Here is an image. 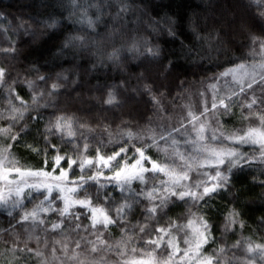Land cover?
Returning a JSON list of instances; mask_svg holds the SVG:
<instances>
[{
  "label": "snow or ice",
  "instance_id": "obj_1",
  "mask_svg": "<svg viewBox=\"0 0 264 264\" xmlns=\"http://www.w3.org/2000/svg\"><path fill=\"white\" fill-rule=\"evenodd\" d=\"M112 3L117 8L113 20L122 19L130 10L128 0H112ZM62 6L68 11L65 19L83 25L84 28L76 31L85 34L66 35L58 50L63 53L96 46L97 42L89 38L87 32L95 33L101 17L109 14L107 0H68ZM244 7L253 11L254 18L264 21V0H248ZM35 22L48 30L59 24L52 15ZM164 25L157 24L156 27L175 38V22L165 18ZM28 31L24 28L25 34ZM261 31L264 32V23ZM31 34L35 36L34 32ZM109 38H115L114 34L109 33ZM195 39H201L198 33ZM249 46L250 62L248 58L244 62H230L231 66L210 78L205 89L211 94L210 100L205 92L199 93L202 107L198 113L185 106L186 115L176 127L121 132V137L140 144L139 147L132 146V154L123 144L110 154L102 153L101 148L106 145L93 135V145L99 146L94 147V155H88L90 145L84 123L77 120L74 126L73 117L55 114L42 134L44 148L24 143L21 133L26 130V125L20 121L24 119L28 105L19 95H13L12 84H26L33 90L31 100L36 107H53L40 104V100L45 95L59 94L61 85L49 84L50 76L38 75L37 79L47 89L45 93L31 81L14 79L10 72L6 80L7 70L0 66V94L4 89L9 90V108L0 112V120L6 122L0 127V209L11 217V230L0 228V235L7 233L11 238L10 243L5 239L7 251L13 255L8 264H255L256 259L264 261V243L246 241L247 246L242 247L238 241L227 250L213 247L206 252L205 245L212 237L211 227L203 216L197 217L193 213L186 223L179 225L166 219L169 204L184 201L203 207L214 194L234 191L231 184L234 170L251 167L254 163L264 165V96H257V92L264 91V37L250 36ZM145 48L153 59L160 58L159 47L148 46L145 41ZM203 48V44L188 46L181 42L183 54L189 60L199 59ZM128 50H138L134 40ZM118 52L113 51L108 59L117 61ZM0 54L5 59L19 58L15 42H10L9 47H0ZM175 67L173 62H168V69ZM32 71L39 73V68L34 67ZM57 80L66 81L67 76L58 75ZM182 84L183 81L178 80V86ZM254 85L258 87L254 88ZM144 91L150 93L147 86ZM241 96L245 99L240 100ZM12 100L19 101V107ZM151 101L160 109L155 95L151 96ZM105 103L115 105L116 96L109 92ZM237 103L241 109L248 110L242 113L244 118L254 116L257 125L225 134L220 117L232 114ZM210 113L215 127L209 123ZM38 118L42 119L37 115L29 117L31 120ZM17 127L19 131H14ZM50 137L58 138L67 146L64 154ZM113 142L109 137L108 143ZM5 143L7 146H2ZM13 143L23 144L30 151L45 156L43 166L39 169L21 166L11 151ZM241 145H251L254 151L249 155L240 150ZM68 148L75 155L69 154ZM48 149L53 153L51 168L48 167ZM149 149L155 150L157 158L148 154ZM13 175L15 178H10ZM134 183L137 187H133ZM260 183L264 186V181ZM113 189L119 197L112 195ZM142 201H147L148 206L145 207ZM29 204L31 208L27 207ZM138 208L143 211L142 218L132 224L128 217ZM53 213L55 217L50 219ZM238 215L235 210L229 212L227 229L237 223ZM161 222H164L163 226H159ZM240 227H243L242 223ZM113 228L122 234L121 239L109 242L105 234L111 235ZM181 233L183 236L178 239ZM21 234L25 239H20ZM41 244L48 250L47 255L40 248ZM232 249H240L249 255L241 261Z\"/></svg>",
  "mask_w": 264,
  "mask_h": 264
},
{
  "label": "trees",
  "instance_id": "obj_2",
  "mask_svg": "<svg viewBox=\"0 0 264 264\" xmlns=\"http://www.w3.org/2000/svg\"><path fill=\"white\" fill-rule=\"evenodd\" d=\"M107 2L109 14L101 17L95 33L87 32L88 37L97 42L96 46L89 45L87 49L61 53L58 49L66 35L85 34L76 31L84 28L83 25L65 19L68 11L62 5H66L68 0H0V47H9L10 42H15L19 56L18 59L11 60L0 54V66L7 70L5 79L7 80L10 72L14 79L31 81L45 93L47 89L37 79L38 75L52 77L49 84L61 85L59 94L51 97L45 95L40 100V104L53 107H36L31 100L33 90L28 89L26 84H12L13 95H19L28 105L24 119L20 121V124L26 125V130L21 133L24 143L44 148L42 134L47 122L55 114L73 117L74 126L77 120L84 123L90 145L88 155H94V147L99 146L93 145V135L98 136L106 145L101 148L102 153L110 154L123 144L129 149V154H132V146L139 147L140 144L121 137V132L137 133L148 127L157 131L161 127H176L186 115L185 106L198 113L202 107L199 93L205 92L210 100L211 94L205 91L210 78L218 76L226 67L231 66L230 62H244L248 58L251 51L250 36L264 37V32L261 31L264 21L254 18L253 11L244 7L248 0H128L130 10L120 20H113L117 8L112 0ZM50 15L59 21L55 29H44L35 22L47 19ZM165 18L175 22V38L156 27L157 24L165 27ZM233 20L236 23L230 24ZM21 25L29 29L28 34H25ZM33 32L35 36L31 34ZM109 33H113L115 38H109ZM196 33L201 39H195ZM133 40L138 50L130 51L128 49L132 47ZM145 41L148 46L161 49L158 60L146 52ZM181 42L188 46L203 44L201 57L189 60L183 54ZM116 50H119V59L115 62L109 60V54ZM169 61L176 65L174 69L167 68ZM34 67L39 68V73L32 71ZM58 75L67 76V80H57ZM178 80L183 81V84L178 86ZM145 86L150 89V93L144 91ZM256 87L258 86L254 85ZM109 92L116 96L115 105L105 103ZM221 94H224L223 89ZM8 95V89L0 94V112L9 108ZM152 95L159 101L160 109L151 101ZM257 96H264V91L257 92ZM244 99V96L240 97V100ZM12 103L19 107V101L12 100ZM247 112V109H241L237 103L232 114L220 117L222 131L230 134L256 126L254 116L244 118L242 113ZM31 115L42 119L31 120ZM5 123L0 120V127ZM209 123L215 127L211 113ZM14 131H19V127ZM109 137L113 143H108ZM50 139L60 148L61 154H64L67 146L61 144L56 137ZM2 146L6 147L7 144ZM239 148L249 155L254 151L253 146ZM11 151L25 168L39 169L43 166L45 156L30 151L23 144L13 143ZM68 152L75 155L70 148ZM52 154V150L48 149L49 168ZM148 154L154 159L158 155L154 149H149ZM192 175L195 176V173ZM261 181H264V165L254 163L251 167L234 170L231 177L234 191L214 194L210 200L206 197L208 203L203 207L184 201L169 204L166 209L167 222L175 221L179 225L186 223L193 213L197 217L203 216L211 227L212 237L209 244L205 245L206 252L213 247L227 250L238 241L242 247L247 246L246 241L253 244L264 243V224L261 223L264 221V186ZM133 187L137 185L134 183ZM112 195L119 197L114 189ZM142 204L148 206L147 201H142ZM31 206L27 205L29 208ZM57 206H60L59 201ZM233 210L239 213L235 218L237 223L227 229V217ZM142 215L143 211L138 208L128 220L135 224ZM54 217L53 213L49 218ZM10 220L11 217L0 209V228L11 230ZM163 223L159 226H163ZM240 223L243 227H240ZM51 235L59 239L55 233ZM105 235L109 242H114L119 241L122 234L113 228L111 235ZM182 236L183 233L179 234L178 239ZM6 238L10 243L11 238L7 233L0 235V253H4L0 255V264H8L13 259L12 253L7 251ZM20 239H25V236L21 234ZM180 247H184L182 242ZM40 248L47 255L48 250L43 244ZM232 252L241 261L249 255L240 249H232ZM255 264H264V261L256 259Z\"/></svg>",
  "mask_w": 264,
  "mask_h": 264
},
{
  "label": "rangeland",
  "instance_id": "obj_3",
  "mask_svg": "<svg viewBox=\"0 0 264 264\" xmlns=\"http://www.w3.org/2000/svg\"><path fill=\"white\" fill-rule=\"evenodd\" d=\"M239 25H242V23L239 22ZM241 146H251V145H241ZM10 178H15V176L13 175L12 177ZM3 210V209H2Z\"/></svg>",
  "mask_w": 264,
  "mask_h": 264
}]
</instances>
